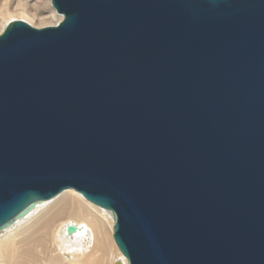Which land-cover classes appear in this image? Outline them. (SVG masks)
Here are the masks:
<instances>
[{
    "label": "water",
    "instance_id": "water-1",
    "mask_svg": "<svg viewBox=\"0 0 264 264\" xmlns=\"http://www.w3.org/2000/svg\"><path fill=\"white\" fill-rule=\"evenodd\" d=\"M50 2L0 33V230L72 188L128 264H264V0Z\"/></svg>",
    "mask_w": 264,
    "mask_h": 264
},
{
    "label": "bare ground",
    "instance_id": "bare-ground-1",
    "mask_svg": "<svg viewBox=\"0 0 264 264\" xmlns=\"http://www.w3.org/2000/svg\"><path fill=\"white\" fill-rule=\"evenodd\" d=\"M61 19L50 0H0V33L12 20L40 28ZM113 223L111 211L66 188L0 230V264H128Z\"/></svg>",
    "mask_w": 264,
    "mask_h": 264
}]
</instances>
